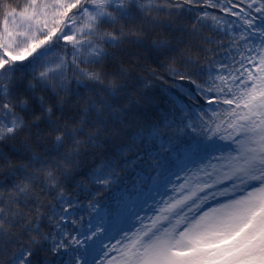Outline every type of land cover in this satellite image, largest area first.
Here are the masks:
<instances>
[{
  "label": "snow or ice",
  "instance_id": "6c2138e0",
  "mask_svg": "<svg viewBox=\"0 0 264 264\" xmlns=\"http://www.w3.org/2000/svg\"><path fill=\"white\" fill-rule=\"evenodd\" d=\"M0 264H264V0H0Z\"/></svg>",
  "mask_w": 264,
  "mask_h": 264
}]
</instances>
